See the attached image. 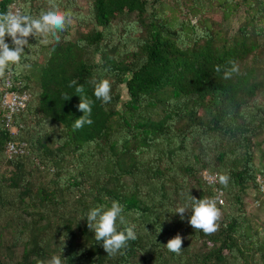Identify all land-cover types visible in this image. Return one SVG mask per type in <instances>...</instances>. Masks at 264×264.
<instances>
[{
	"label": "trees",
	"instance_id": "16d2710c",
	"mask_svg": "<svg viewBox=\"0 0 264 264\" xmlns=\"http://www.w3.org/2000/svg\"><path fill=\"white\" fill-rule=\"evenodd\" d=\"M58 2L72 13L60 41L28 37L31 58L0 77L32 95L16 137L0 106V264H264V223L246 207L264 180V0ZM16 6L38 15L48 0H0ZM230 61L240 72L225 80ZM102 79L108 104L94 96ZM79 95L93 123L77 129ZM13 138L29 153L8 159ZM205 169L230 177L210 235L188 222L191 196H213ZM112 201L137 239L109 256L86 217ZM177 234L179 254L166 247Z\"/></svg>",
	"mask_w": 264,
	"mask_h": 264
},
{
	"label": "clouds",
	"instance_id": "9594fccd",
	"mask_svg": "<svg viewBox=\"0 0 264 264\" xmlns=\"http://www.w3.org/2000/svg\"><path fill=\"white\" fill-rule=\"evenodd\" d=\"M72 23V13L63 10L58 0H48V7L42 9L38 15L23 14L14 12L9 9L7 12H0V77L4 76L6 70H10L12 66H19L22 57L27 62L31 56L28 51L26 55V47L28 48V37L34 36L39 41L38 44L47 45L52 41L59 42L61 33L66 31L68 25ZM6 37L11 38V45L6 42ZM230 67H226L223 79H231L234 75H238L240 67L236 61L229 62ZM217 72L221 71L219 67ZM73 81L72 84H75ZM111 83L108 79H102L94 86V96L101 100L104 104L110 103ZM77 93L83 92V87L76 88ZM80 96L78 110L83 115L74 122V127L79 129L86 124L93 123L91 117L92 101ZM70 97H65L68 100ZM219 183L224 187L229 184L230 177L221 174ZM189 206L191 215L189 224L196 231H202L206 235L213 234L217 231V221L221 216V210L217 206L216 199L213 198H196L191 196ZM188 212V206H181L176 209L175 214H179L181 219L185 218ZM84 219V218H81ZM88 228L94 232L96 241L102 242V246L109 256H114L125 248L128 241L136 240L135 225L127 223L123 215V207L118 201H112L110 206L99 205L89 211L86 217ZM118 224L121 227L118 230ZM182 237L177 234L174 238L168 240L166 247L169 251L180 253L182 249ZM46 264H62L60 256H52Z\"/></svg>",
	"mask_w": 264,
	"mask_h": 264
},
{
	"label": "built area",
	"instance_id": "2783aa9c",
	"mask_svg": "<svg viewBox=\"0 0 264 264\" xmlns=\"http://www.w3.org/2000/svg\"><path fill=\"white\" fill-rule=\"evenodd\" d=\"M14 12H20L19 6L15 7ZM31 96V92L24 88L23 81L13 78L8 72L0 91L1 121L13 137L18 135L21 128L16 123L15 117L26 109ZM28 153V144L25 140L13 138L6 144L5 154L8 159ZM218 177V173L206 169L201 172L202 180L213 189L212 198L216 199L217 206H222L225 204V191L221 187ZM258 182L260 191L264 192V180L261 176H258ZM256 202L258 203V201Z\"/></svg>",
	"mask_w": 264,
	"mask_h": 264
},
{
	"label": "rangeland",
	"instance_id": "374dc122",
	"mask_svg": "<svg viewBox=\"0 0 264 264\" xmlns=\"http://www.w3.org/2000/svg\"><path fill=\"white\" fill-rule=\"evenodd\" d=\"M236 22L238 23V20L233 21V24L235 26H237ZM73 32L76 33V29H73ZM263 193L264 192H261L255 189H249L248 196L246 198V204H247L246 207H247L248 213L251 216H253L254 220H256L260 224L264 223V209L262 208V205H261ZM256 201H258V203Z\"/></svg>",
	"mask_w": 264,
	"mask_h": 264
},
{
	"label": "crops",
	"instance_id": "0c3cea01",
	"mask_svg": "<svg viewBox=\"0 0 264 264\" xmlns=\"http://www.w3.org/2000/svg\"><path fill=\"white\" fill-rule=\"evenodd\" d=\"M3 81L0 79V91L2 89Z\"/></svg>",
	"mask_w": 264,
	"mask_h": 264
}]
</instances>
